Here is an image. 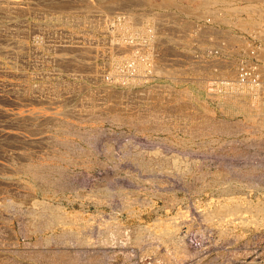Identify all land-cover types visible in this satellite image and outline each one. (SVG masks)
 Returning a JSON list of instances; mask_svg holds the SVG:
<instances>
[{
	"label": "rangeland",
	"instance_id": "1",
	"mask_svg": "<svg viewBox=\"0 0 264 264\" xmlns=\"http://www.w3.org/2000/svg\"><path fill=\"white\" fill-rule=\"evenodd\" d=\"M19 1H15L18 7L27 3L29 9L33 8L31 6L51 2ZM83 1L89 0H79L80 3ZM112 1L115 2L114 7L112 5L109 10L102 11L99 16L107 18L109 13L122 15L125 11L123 20L116 25L120 27L130 17L132 34L127 38L132 43L138 41L136 37L142 27V20L159 21L157 16L165 15V12L167 19H174L179 25L184 21L188 24L187 20L191 18L209 15L218 26L235 32L248 31L231 29L223 24L220 18L224 16V12L216 5H211L208 9L210 12L220 10V20L217 15L210 14L209 10H204V15H187L184 10L187 4L185 0H171L172 6L168 4L169 7L167 4L165 6L163 0ZM80 8L82 7L73 6L68 10L77 11ZM147 10L154 12L146 15L144 12ZM93 14L96 15L95 12ZM37 15L33 12L21 13L20 10L13 17L0 14L1 29H5L8 24L11 27L14 21L15 26H19L17 30L20 28L22 31L7 35L4 30L0 34V47H6L5 52L10 51L0 52V264H60L62 257L67 262L73 261L68 264H264V218L262 226L256 221L264 216V210L255 214L249 210L251 208L246 207L247 202L264 205V117L248 109L238 108L235 101L225 103L219 97L207 95L206 90L204 92L194 82L195 77L191 78L190 83L181 80L177 84L168 79L167 86L173 87L176 94L179 92L170 101L178 96L200 97L193 101L198 105L200 102L205 107L214 105L222 111L221 115H218L215 108L210 114L218 118L216 121L199 123L201 128L191 129L192 131L183 129L180 133L170 130L166 125H161L160 128H140L137 126V117L125 114L121 108L120 97L127 96L123 95L126 94L123 90H127L123 85L127 86L129 79L122 78L125 84L122 82L119 90H106L103 93V83L99 79L94 81L79 71L80 66L81 70L95 71L100 76V71L109 64L108 74L111 76L108 78L114 77L112 74L115 68L123 61V56L119 55L128 48L129 41L125 42L123 39L122 43L114 38L116 43L112 40L110 44L108 40L107 45L102 43L100 37L103 31L109 34L112 30L114 33L113 28L117 26L103 17L102 21L92 20L99 26L91 30L88 16V21L83 26L65 27L61 21L67 15L71 18L68 13L57 11L55 14H47V17ZM46 21L50 23L47 24ZM38 23L40 30L37 29ZM106 24L109 26H105ZM92 39L96 41L98 53L93 65L90 64L93 60L92 53L81 54L79 48L87 47L90 50ZM117 40L126 46L117 45ZM12 42L20 46L12 48L15 55L10 50ZM59 43L76 46V51L66 52L68 56L74 57V62L76 60L77 72L71 66L58 64L56 57L64 55L58 48ZM113 43L116 48L112 46ZM21 46H24L23 49ZM102 48L109 51L108 62L100 56L99 50H103ZM112 48L119 51L117 56H113L110 51ZM18 49L25 51V56L17 58ZM81 63H84L83 66ZM14 82H17L18 92L22 87L30 88L32 83L44 84L50 87V91L41 97L33 92L35 97L31 96L36 101L17 95L16 99L9 92V87L12 88ZM107 98L113 99L111 108L105 105ZM167 104V101L162 103ZM169 107H176V103H170ZM145 114L149 115L148 112ZM23 116L36 118L32 121L27 119L30 127L28 124L22 127L18 125V120H24L25 118L21 120ZM51 119L62 122L63 127H54ZM35 121L37 123L33 124ZM62 129H69L70 134H62ZM37 130L38 133L35 132ZM29 132H33L34 136ZM58 138H67L70 141L68 144L74 148L67 161L52 156L56 152L62 153L65 148L63 141H60L63 142L60 143L62 147L56 142L55 139ZM133 154L140 156L142 163L149 165L148 168L141 169L139 163L131 162ZM20 164L22 167L29 165L26 169L33 176L26 171L21 173L25 166L20 168ZM37 167L43 169L37 170ZM39 174L42 175V181ZM33 180L39 181L36 184ZM234 201H239L240 206L246 208L240 215L244 218L243 222L239 220V211L231 213L233 216H223L225 219L214 214L213 217L205 216L217 206L232 205ZM36 202L59 207L64 212H60V215L63 219L66 217L65 220L76 218L81 223V234L77 235V228H73L71 234H65V229L60 225L39 231L40 233L31 230L30 224L34 219L32 212L40 210L34 204ZM231 219L234 222H230ZM172 224L176 227L175 247L173 242L162 240L163 229H173ZM136 235L140 237L137 240ZM82 239L85 243L81 242ZM62 263L66 264L64 261Z\"/></svg>",
	"mask_w": 264,
	"mask_h": 264
},
{
	"label": "built area",
	"instance_id": "2",
	"mask_svg": "<svg viewBox=\"0 0 264 264\" xmlns=\"http://www.w3.org/2000/svg\"><path fill=\"white\" fill-rule=\"evenodd\" d=\"M152 12L154 11L147 10L144 14ZM164 14L157 16L159 21L142 24L145 33L137 43H132L127 36L124 38L129 41V47L119 55L123 56V61L115 68L113 78H108L111 76L108 74V63V67L100 71L102 81H99L103 83V93L106 90H119L124 80H130L127 86L123 85L127 89L123 90L126 93L124 95L127 96L120 97L125 114L139 118L137 123L140 128H160V125H166L179 133L183 129L201 128L199 123L208 124V121L218 119L210 113L215 108L218 115L222 111L214 105L205 107L200 102L198 105L193 101L200 97L178 96L170 101L179 93L176 94L173 87L167 86L170 75L189 83L195 77L202 81L201 87L204 92L206 90L207 95H228L229 92L248 90L252 97L257 98L259 107L264 108V17L254 29L235 32L216 25L210 21L213 18L209 15L191 18L193 20H187L188 24L184 21L181 26L174 19H167V12ZM125 15V11L122 15L109 13L107 19L112 25H116ZM92 19L102 21L99 13L90 16V24ZM90 29L93 30L92 27ZM117 37V32L113 35L103 31L100 38L102 43L108 45V40L112 41ZM112 46L115 47V44ZM90 48L93 58L90 64L93 65L97 57L95 39H92ZM102 49L99 50L100 56L108 62L109 51ZM111 51L113 56H117L119 52L114 48ZM226 69L231 70V75H226ZM32 85L41 86L37 83H32L31 87ZM12 88L13 97L18 98L17 82H14ZM112 101L113 99L107 98L105 105L113 104ZM165 101L168 104L162 105ZM172 102L176 103V107H169ZM104 110L106 113L105 108Z\"/></svg>",
	"mask_w": 264,
	"mask_h": 264
},
{
	"label": "bare ground",
	"instance_id": "3",
	"mask_svg": "<svg viewBox=\"0 0 264 264\" xmlns=\"http://www.w3.org/2000/svg\"><path fill=\"white\" fill-rule=\"evenodd\" d=\"M15 1H19V0H15ZM15 1L14 0H0V14H4V16H8V17H11L13 14L15 15V14H17V12L20 10V12L21 13H25V14H27V13H35L37 16H46L47 14H50V13H54L55 14V12H61V13H68L69 15H71V18H69L68 17V15L67 16H64V18H63V21H61V23L65 26V27H68V26H73V27H78V26H80V25H82L83 26V24L85 23V22H87L88 20H87V17L88 16H91L92 15V13H101L102 11H107V10H109L110 8H112V5H113V7H114V4H115V2H113L112 0L110 1H108V0H89L88 2H82V3H84V4H82V3H80L79 2V0H58V1H53L52 2V0H51V2H46V3H43L41 6H37V5H35V6H37V7H34V6H31V7H33V8H31V9H29L27 6H29V5H27V3L25 4V6H23L22 7V5L20 6V7H18L16 4H15ZM22 1V0H21ZM29 1V0H28ZM87 1V0H86ZM138 1H140V0H138ZM142 1V0H141ZM144 1V0H143ZM20 2V1H19ZM30 2V1H29ZM145 2V1H144ZM163 2L165 3V6H166V4H167V6H168V4H171L172 3V1L171 0H163ZM185 2L187 3L186 4V6H184L185 7V11H187V15L189 14V15H196V16H199V15H201V14H203L205 11L204 10H209L208 12H210L211 10L210 9H208V7L209 6H211V5H216V6H218V8H222V12H224V16L223 17H221L220 18V16H221V11L220 10H218V9H214L215 11L214 12H210V14H215V15H217L216 17L221 21V22H223V24H225L227 27H229V28H238V29H240V30H248L249 31V29H254L258 24H259V20L264 16V0H185ZM239 2H242V3H239ZM33 4V3H32ZM32 4H30V5H32ZM36 4V3H35ZM86 4H89L88 6H86ZM155 4V3H154ZM159 4V3H158ZM177 5H178V3H176ZM16 5V6H15ZM38 5H39V3H38ZM160 5V4H159ZM174 5V4H173ZM73 6H81L82 8H80V9H76L77 11H75V10H72L71 11V9H69L68 10V8L69 7H73ZM116 6V5H115ZM164 6V5H163ZM171 6H172V4H171ZM169 7V6H168ZM174 7H175V5H174ZM178 7V6H177ZM181 8H182V6H180ZM179 7V8H180ZM18 8H20V9H18ZM121 8V7H120ZM178 8V9H179ZM180 8V9H181ZM65 9H66V11H65ZM179 9V10H180ZM182 10V9H181ZM23 11V12H22ZM50 11H52V12H50ZM183 11V10H182ZM13 13V14H12ZM109 13V12H108ZM185 13V12H184ZM201 13V14H200ZM226 14V15H225ZM30 15V14H29ZM204 15V14H203ZM3 16V17H4ZM134 16V15H133ZM133 16H131V18L133 17ZM13 17V16H12ZM47 17V16H46ZM101 17V16H100ZM103 17H105V19H107L106 18V16H103ZM102 17V18H103ZM143 17V16H142ZM141 17V18H142ZM225 17V18H224ZM104 19V18H103ZM129 19H130V17H129ZM127 20V19H125V21L123 22V23H121V26L119 27V26H117V27H115V29L113 28V30H114V33L112 32V30H111V32L110 33H113V34H115L116 32H117V34H118V39H119V41L121 42L122 41V43H123V39L126 37V36H128L130 33H131V31L132 30H130V25H131V21L132 20ZM8 20H10V19H8ZM46 20V19H45ZM93 20V19H92ZM91 20V21H92ZM223 20V21H222ZM110 21V20H109ZM210 21H212V19L210 20ZM214 21V20H213ZM218 21V20H217ZM22 22H23V20H22ZM38 22H40V21H38ZM47 22V21H46ZM88 22H90V19H89V21ZM106 22V21H105ZM153 22V21H152ZM20 23V22H19ZM50 22H47V24H49ZM98 23H101V22H98ZM108 23V22H107ZM134 23V22H133ZM138 23V22H137ZM147 23H150V21L149 20H142L141 21V28L139 29V31H138V33H137V37H136V39L137 40H139V38H141V39H143V35H144V31H143V25L144 24H147ZM218 23V22H217ZM22 24V23H21ZM143 24V25H142ZM9 26H10V24H8ZM7 25V27H6V25H5V29H1V27H0V34L2 33V31H4L5 30V32H6V34L8 35V33L10 34V33H13V32H22V31H20V28H18V30H17V27H19V26H15L16 24L14 23V21H13V23H11V27H9ZM42 25L43 26H47L46 25V23H42ZM138 25V24H137ZM179 25V24H178ZM24 26V25H23ZM99 25H97V24H95L93 21H92V23L90 24V27H92L93 29L94 28H97ZM105 26H109V25H105ZM130 26V27H129ZM133 26V25H132ZM25 27V26H24ZM23 27V28H24ZM111 27H112V25H111ZM22 28V27H21ZM132 28V27H131ZM38 30H40V27H39V23H38V28H37ZM104 29H106L105 27H104ZM111 29V28H110ZM22 30V29H21ZM82 30H83V27H82ZM81 31V30H80ZM84 31H86V30H84ZM109 31V30H108ZM229 31H232V30H229ZM24 32V31H23ZM245 32V31H244ZM47 33V32H46ZM66 33V32H65ZM89 33V32H88ZM104 33H105V31H104ZM136 33V32H135ZM40 34V33H39ZM68 34V33H67ZM132 34V33H131ZM46 35V34H45ZM57 35V34H56ZM14 36V35H13ZM12 36V37H13ZM7 37V36H6ZM19 37H21V36H19ZM8 38H11L10 36L8 37ZM14 38H16V37H14ZM78 38V37H77ZM6 39V38H5ZM12 39V38H11ZM15 40V39H14ZM17 40V39H16ZM6 41V40H5ZM83 41V40H82ZM115 40L113 39V42H114ZM119 41L117 40V45L119 44V46H122V47H125V46H123V44L121 45L120 43H119ZM109 42V41H108ZM126 42V41H125ZM137 42V41H136ZM37 43V42H36ZM115 43H116V41H115ZM115 43H113V44H115ZM10 44V43H9ZM40 44H43V43H41L40 42ZM58 44V43H57ZM61 43H59V49L60 50H62L63 51V54L64 55H62L61 57H56V60L59 62L58 64L60 65V66H71L72 68L71 69H74L76 72L78 71V67L77 68H75L76 67V60H75V62H74V57H72V56H68L67 54V52L69 51V50H71L72 52L75 50L76 51V46L75 47H72L71 45H69V44H64V45H60ZM110 44H112V42L110 41ZM16 45V42H12V44H11V48H10V50H11V53L13 54V52H12V50L15 48H20V46L18 45H16L17 47H14ZM39 45V44H38ZM44 45V44H43ZM54 45H55V43H54ZM116 45V46H117ZM129 45V44H128ZM49 46H51V45H49ZM106 46V45H105ZM14 47V48H13ZM22 47V49H23V47L24 46H21ZM30 47V46H29ZM54 47V46H53ZM112 47V46H111ZM129 47V46H128ZM13 48V49H12ZM25 48H27V47H25ZM54 48H56V47H54ZM80 49H81V54H83V53H86V52H88V53H92V52H90L91 51V48H90V50L87 48V47H79ZM85 48H87L88 50H85ZM7 48L6 47H0V52H2V51H4V50H6ZM48 49V48H47ZM53 49V48H52ZM118 49V48H117ZM51 50V49H50ZM9 50H7V52H8ZM67 51V52H66ZM111 51V50H110ZM7 52H5L4 51V53H7ZM10 52V51H9ZM54 52H56V51H54ZM3 53V52H2ZM11 53H9L10 55H11ZM15 53V52H14ZM17 53L18 54H16L17 55V58H18V56H23L24 55V53H25V51H22L21 49H18L17 50ZM39 53V52H38ZM80 53V52H79ZM31 54V53H30ZM74 54V53H73ZM98 54V53H97ZM1 55V54H0ZM4 55H7V54H4ZM13 55H15V54H13ZM2 56V55H1ZM12 56V55H11ZM25 56V55H24ZM30 56V55H29ZM79 56V55H78ZM5 57V56H4ZM7 57V56H6ZM82 57H83V55H82ZM84 57H86V56H84ZM83 57V58H84ZM88 57H91V56H88ZM13 58V57H12ZM25 58V57H24ZM79 58V57H78ZM80 58H81V55H80ZM82 58V59H83ZM87 58V57H86ZM29 59V58H28ZM53 59H54V57H53ZM88 59V58H87ZM20 60V59H19ZM50 60V59H49ZM53 61V60H52ZM57 61H56V63H57ZM81 61V60H80ZM23 63V62H22ZM53 63H55V61L53 62ZM82 64V66H83V64L84 63H81ZM119 64V63H118ZM17 65V64H16ZM111 65V64H110ZM57 66V65H56ZM85 66V65H84ZM91 67V66H90ZM110 67V66H109ZM79 68H80V70L79 71H81V72H84V73H82L85 77H87V78H89V79H96V80H98V79H100V76H99V73H97V72H95L94 70V72H92V71H90V70H81V68L82 67H80L79 66ZM86 68V67H85ZM1 70V69H0ZM73 70V71H74ZM97 71V70H96ZM115 71V70H114ZM7 72V71H6ZM9 72V71H8ZM112 72V71H111ZM10 73H12V72H10ZM80 73V72H79ZM78 73V74H79ZM110 73V72H109ZM225 73H226V75L228 76V75H231V70H228V69H226V71H225ZM75 74H77V73H75ZM77 74V75H78ZM81 74V75H82ZM44 75V74H43ZM59 75V74H58ZM80 75V76H81ZM11 76V75H10ZM46 76V75H45ZM54 76V75H53ZM25 77H27L26 75H25ZM43 77V76H42ZM80 78V77H79ZM52 79V78H51ZM60 79V78H59ZM58 79V80H59ZM88 79V80H89ZM171 81H173V82H175L176 84L178 83V82H181V80L180 79H178V78H174L173 77V75H170V78H169ZM95 81V80H94ZM129 82V81H128ZM194 82L195 83H197V85L198 86H202V81H199V80H197V79H194ZM5 83V82H4ZM47 84V83H46ZM123 84V83H122ZM2 85V84H1ZM6 85V84H5ZM11 85H12V83H11ZM52 85V84H51ZM59 85H61V84H59ZM3 86V85H2ZM9 86V85H8ZM25 86V85H24ZM27 86V85H26ZM63 86V85H62ZM30 87V86H29ZM75 87H76V85H75ZM11 90H9V92L10 93H12L13 95H14V89L13 88H11V87H9ZM50 88V87H49ZM49 88L47 87V86H45L44 84L43 85H41V86H35L34 87V85H32V87H30V88H25V87H22V90H20L19 92H18V90H17V92H16V95L17 96H19V97H23V98H29V97H31V98H33L32 96H31V94L33 93V92H35V94L36 93H38L39 95H40V97L41 96H43V95H46L50 90H49ZM63 89H66V87L65 86H63ZM76 90L77 89H79V88H75ZM80 89H82V88H80ZM7 90V89H6ZM54 90V89H53ZM52 90V91H53ZM57 90V89H56ZM3 91V90H2ZM5 91V90H4ZM8 91V90H7ZM7 91H6V93H7ZM73 91H74V89H73ZM79 91V90H78ZM57 92V91H56ZM81 92V91H80ZM233 93V94H232ZM86 94H87V91H86ZM86 94H83V95H85V97H86ZM123 94V93H122ZM228 95H222L221 93H215V95L214 96H216V97H219V98H221V100L222 101H224L225 103L226 102H229V101H235L236 103H237V105H238V108H240V109H242V108H244V109H248V110H250V111H252V112H255V113H257V114H259V115H261V116H263L264 117V108H262V107H259V105H258V102H257V98L256 97H252V94L248 91V90H240V91H234V92H229V93H227ZM10 95V94H9ZM33 95V94H32ZM82 95V96H83ZM97 95V94H96ZM103 95V94H102ZM105 95H107L106 93H105ZM104 95V96H105ZM110 95H111V93H110ZM119 95V94H118ZM124 95V94H123ZM12 96V95H11ZM87 96H89V95H87ZM104 96H103V98H104ZM1 97V96H0ZM84 97V98H85ZM90 97V96H89ZM93 97V96H92ZM102 97V96H101ZM120 97V96H119ZM93 98H95V96L93 97ZM16 99H18V98H16ZM82 99V98H81ZM91 99V98H90ZM98 99V98H97ZM79 100V99H78ZM105 100V99H104ZM86 101V100H85ZM94 102V101H93ZM89 104H92V105H94L93 103H89ZM236 105V104H235ZM90 106V105H89ZM110 106V105H109ZM225 106V105H224ZM92 107V106H91ZM93 108V107H92ZM110 108H111V106H110ZM234 108V107H233ZM89 109V108H88ZM91 109V108H90ZM113 109V108H112ZM230 110V109H229ZM4 111V110H3ZM26 111V110H25ZM82 111V110H81ZM242 111V110H241ZM111 112V111H110ZM233 112V111H232ZM243 112H245V111H243ZM231 113V112H230ZM235 113V112H234ZM246 113V112H245ZM1 114V113H0ZM253 114V113H252ZM251 114V115H252ZM4 117V116H3ZM8 117V116H7ZM251 117V116H250ZM16 118V117H15ZM15 118H12V120H15ZM25 118V116H23V118H21V120L22 119H24ZM36 118V117H35ZM35 118H33V116L32 117H28L27 118V116H26V118L24 119V120H22V121H20V120H18L19 121V123H18V125L19 126H22V127H25V125L26 124H28V121L29 120H27V119H31L30 121H32V119L33 120H35ZM17 119V118H16ZM116 119V118H115ZM138 119V118H137ZM260 119H261V117H260ZM11 120V119H10ZM9 120V121H10ZM46 121L48 120V119H45ZM51 121H52V123H53V125H54V127L57 125V126H61V124H62V122H58V120L57 121H55L54 119H51ZM117 121H118V118H117ZM16 122V121H15ZM12 123H14V121L12 122ZM17 123V122H16ZM35 123H37L36 121L33 123V124H35ZM40 123V122H39ZM7 124V123H6ZM45 124V123H44ZM11 125H13V124H11ZM38 125V124H37ZM14 126H16V124H14ZM19 126H16V127H19ZM27 126H29L30 127V123L27 125ZM26 126V127H27ZM40 126V125H39ZM64 126H65V124H64ZM138 126V125H137ZM161 126V125H160ZM206 126V125H205ZM28 127V128H29ZM31 127H33V126H31ZM35 127L36 126H34V129H35ZM38 127V126H37ZM61 127H63V126H61ZM40 128H41V126H40ZM39 128V129H40ZM168 128V127H167ZM214 128V127H213ZM25 129V128H24ZM33 129V128H32ZM31 129V131H33ZM59 129V128H58ZM58 129H56V130H58ZM30 130V129H29ZM41 130V129H40ZM38 131L39 130H37V131H35V132H37L38 133ZM59 131V130H58ZM68 131H70L69 129H62L61 130V132H62V134H63V132H64V134L66 133V134H70ZM192 131V130H191ZM213 132H214V130H213ZM6 133H8V132H6ZM28 133V132H27ZM30 133V135L31 134H33V132L31 133V132H29ZM43 133V132H42ZM80 133V132H79ZM12 134V133H11ZM36 134V133H35ZM40 134V133H39ZM72 134V133H71ZM78 134V133H77ZM81 134H82V131H81ZM230 134V133H229ZM5 135V134H4ZM8 136H10L9 134H7ZM38 135V134H37ZM79 135V134H78ZM85 135V134H84ZM33 136H34V134H33ZM40 136V135H39ZM43 136V135H42ZM189 136V135H188ZM41 137V136H40ZM86 137V136H85ZM194 137V136H193ZM197 137V136H196ZM13 138H15V137H13ZM38 138V137H37ZM37 138H36V140H37ZM82 138V137H81ZM192 138V137H191ZM16 139V138H15ZM67 139V138H66ZM66 139H63V140H61L60 138H58V139H55L56 140V142L58 143L59 142V144L60 143H63V145L65 144V148H64V150L62 151V153H59V154H56V153H54L52 156L54 157V158H56V159H58V160H63V161H67V159L70 157V155L74 152V148L71 146V145H69L68 143L70 142H68V140H66ZM3 140V139H2ZM32 140V139H31ZM30 140V141H31ZM36 140H34V141H36ZM55 140H54V142H55ZM12 141V140H11ZM15 141V140H14ZM18 141V140H17ZM33 141V142H34ZM40 141H42V139L41 140H39V142ZM60 141H63V142H60ZM19 142V141H18ZM32 142V141H31ZM55 142V143H56ZM38 143V142H37ZM72 143V142H71ZM59 144H56V145H58L59 147H60V145ZM67 145V146H66ZM61 147H62V145H61ZM59 151H61V150H58V152ZM78 154V153H77ZM151 155V154H150ZM78 156V155H77ZM130 158V157H129ZM110 159V158H109ZM131 162L132 161H136V164L137 163H139L140 164V168L142 169V168H148V164H143L142 162L143 161H141V158H140V156H138V155H136V154H133L132 156H131ZM111 160V159H110ZM173 160V159H172ZM70 162H72V161H70ZM148 163V162H147ZM162 163V162H161ZM174 163V162H173ZM158 164V163H157ZM160 164V163H159ZM178 164V163H177ZM21 165V164H20ZM28 165V164H27ZM25 166V168H24V170H22V169H20V168H23ZM23 167H22V165L20 166V168L17 166V168H19L20 169V171L22 170V171H24V172H22L21 171V173H25V171L26 172H29L28 171V169H26L28 166H26V164L24 165ZM39 166V165H38ZM30 167V166H29ZM31 167H33V166H31ZM35 167V166H34ZM44 167V166H43ZM138 167V166H137ZM159 167H160V165H159ZM163 167V166H162ZM9 168V167H8ZM16 168V169H17ZM166 168V167H165ZM179 168V167H178ZM12 169V168H11ZM30 169V168H29ZM35 168H33V170H34ZM37 170H39V169H41V168H39L38 169V167L36 168ZM43 169V168H42ZM41 169V170H42ZM9 170V169H8ZM18 170V169H17ZM31 170V169H30ZM36 171V170H35ZM45 171V170H44ZM144 171V170H143ZM18 172V171H17ZM34 172V171H33ZM37 172V171H36ZM39 172V171H38ZM37 172V173H38ZM30 173V172H29ZM28 173V174H29ZM40 173H41V171H40ZM44 173H42V175H43ZM46 174V173H45ZM30 175L31 176H33V174H31L30 173ZM29 175V176H30ZM35 175V174H34ZM38 175V174H37ZM39 175H41V174H39ZM42 175L41 176H39L40 178H41V181H42ZM44 177V176H43ZM45 177H46V175H45ZM219 177V176H218ZM35 178V177H34ZM220 178V177H219ZM30 179V178H29ZM45 179V178H44ZM40 180V179H39ZM39 180H37V182L39 181ZM32 181V180H31ZM35 181V182H34ZM46 181H48V180H46ZM33 182L34 183H36L37 184V182H36V180H33ZM45 182V181H44ZM49 182H47V184H48ZM10 184V183H9ZM32 184V183H31ZM54 184V183H53ZM40 185V184H39ZM38 185V186H39ZM44 185V184H43ZM51 185V187H52V184H50ZM49 185V186H50ZM55 185V184H54ZM45 186H46V182H45ZM56 186V185H55ZM48 187V186H47ZM6 201V200H5ZM126 203V202H125ZM232 203V202H231ZM34 204H36L37 206H38V208H40V210L39 211H33L32 213H33V220H32V222H31V224H30V226H31V230H33V231H35V232H39V231H42V230H45V229H52L53 227H55L56 225H60L63 229H65V234L66 233H70L71 234V232H73L72 230H73V228L75 229V228H77V235H80L81 234V231H79L80 229H81V223H79L78 222V220H75V219H67V220H65L66 219V217H65V219H63L62 217H61V215H60V212H62V213H64L63 211H60L61 209L59 208V207H50V206H47V205H45L44 203H34ZM7 205V204H6ZM5 205V206H6ZM12 205V204H11ZM246 205V204H245ZM9 206V205H8ZM10 207V206H9ZM248 209L249 208H251V209H249V210H251V212H254L255 214H260L263 210H264V205L263 204H261V203H258V204H252V203H250V202H247V206H246ZM36 209V208H35ZM247 209V210H248ZM242 210H246V208L244 207V206H240V202L238 201H234L233 203H232V205H229V204H223V205H219V206H217L215 209H214V211H209V212H207L206 213V217H209V216H211L212 215V217L214 216V215H216V216H220V217H223V216H225L226 217V215H228V214H231V213H235L236 211L238 212L239 211V216L242 214ZM249 210H248V212H249ZM31 212V211H30ZM248 212H246V213H248ZM214 214V215H213ZM264 214V213H263ZM29 215V214H28ZM74 215V214H73ZM232 215V214H231ZM229 216V215H228ZM233 216V215H232ZM30 217V216H29ZM225 217H223L224 219H225ZM257 217V216H256ZM31 218V217H30ZM215 218V217H214ZM222 218V219H223ZM231 217H229V219H230ZM263 218H264V216H261L260 218H257V223H258V225H260V226H262V223L263 222H261L262 220H263ZM208 219V218H207ZM206 219V220H207ZM211 219V218H210ZM209 219V220H210ZM217 219V218H216ZM221 219V218H220ZM235 219V218H234ZM256 219V218H255ZM238 220V219H237ZM239 220H240V222H243V220H244V218H243V216H240L239 217ZM211 221V220H210ZM230 221V220H229ZM233 220L231 219V221L230 222H232ZM236 221V220H235ZM245 221H247V222H249L248 220H246L245 219ZM234 222V221H233ZM239 222V221H238ZM249 223H251V222H249ZM241 224V223H240ZM246 225V224H245ZM84 226V225H83ZM172 227H173V229H170V228H168V227H166L165 229H163V233H162V240H164V241H168V242H173L174 243V247H175V243L176 242H174L175 241V235H174V230H175V226L172 224ZM140 230V229H139ZM138 230V231H139ZM32 231V232H33ZM48 231V230H47ZM50 231V230H49ZM137 231V232H138ZM221 231V230H220ZM63 232V233H64ZM34 233V232H33ZM40 233V232H39ZM62 233V232H61ZM139 233V232H138ZM142 234V233H141ZM75 235V234H74ZM139 235V234H138ZM160 235V234H159ZM60 236H62V234H60ZM137 236V235H136ZM140 236V235H139ZM139 236H137L136 237V240L137 239H139L140 237ZM153 236V235H152ZM67 237H68V235H67ZM159 237V236H158ZM60 238V237H59ZM62 238H64V237H62ZM151 238V237H150ZM155 238V237H154ZM47 239V238H46ZM51 239V238H50ZM64 239H66V238H64ZM63 240V239H62ZM44 241H46V240H44ZM58 241V240H57ZM64 241V240H63ZM85 241V240H84ZM83 241V239H82V241L81 242H83V243H85ZM163 241V242H164ZM178 241V240H177ZM46 242H48V240L46 241ZM180 242V241H179ZM161 243V242H160ZM173 243H172V245H173ZM46 244V243H45ZM181 248V247H180ZM176 249H177V247H176ZM174 252H176V250L174 251ZM60 258V257H59ZM58 258V259H59ZM56 260H57V258H56ZM60 260H61V258H60ZM62 260L66 263V264H68L69 262H71V261H69V262H67V260H66V258H63L62 257ZM69 260V259H68ZM58 261V260H57ZM62 261V262H63ZM60 263V264H64V263ZM73 262V261H72ZM57 264H58V262H57Z\"/></svg>",
	"mask_w": 264,
	"mask_h": 264
}]
</instances>
